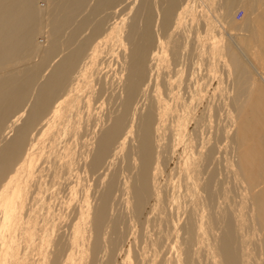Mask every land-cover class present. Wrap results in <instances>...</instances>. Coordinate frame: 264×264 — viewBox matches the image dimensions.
<instances>
[{"label": "bare ground", "instance_id": "6f19581e", "mask_svg": "<svg viewBox=\"0 0 264 264\" xmlns=\"http://www.w3.org/2000/svg\"><path fill=\"white\" fill-rule=\"evenodd\" d=\"M154 1L0 0V264H264V0Z\"/></svg>", "mask_w": 264, "mask_h": 264}, {"label": "rangeland", "instance_id": "374dc122", "mask_svg": "<svg viewBox=\"0 0 264 264\" xmlns=\"http://www.w3.org/2000/svg\"><path fill=\"white\" fill-rule=\"evenodd\" d=\"M219 2H217L218 3V6H215V7H219L220 6V4L222 3V0H218ZM158 4H157V3ZM154 1V3L156 4V6L157 5H160L161 3V0H158V1ZM44 2H42L41 1V4L42 5H44L43 4ZM221 7V6H220ZM121 8V7H120ZM125 8V7H124ZM131 8H136V5H132L131 6ZM156 8H158V6L156 7ZM218 9H220V8H218ZM238 11V12H237ZM247 15V13H246V11H245V9L243 8V7H238V8H236L234 11H233V13H232V18H233V20H235L237 23H244L245 21H246V18L248 17V15ZM246 17V18H245ZM42 41H43V38H40ZM228 71L226 70V73H227ZM228 74H226L225 75V80H226V83L229 85V83L231 82V80H229V83L227 82V80H228V76H227ZM227 78V79H226Z\"/></svg>", "mask_w": 264, "mask_h": 264}]
</instances>
